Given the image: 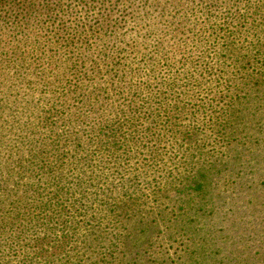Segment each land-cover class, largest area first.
I'll use <instances>...</instances> for the list:
<instances>
[{
  "label": "rangeland",
  "instance_id": "obj_1",
  "mask_svg": "<svg viewBox=\"0 0 264 264\" xmlns=\"http://www.w3.org/2000/svg\"><path fill=\"white\" fill-rule=\"evenodd\" d=\"M132 1L135 12L138 8L141 14L137 17L136 13L123 25V31L129 33L130 45L124 43L113 50L103 49L101 63L112 66L119 61L122 69L134 66L142 78L146 62L161 79L158 87L162 91L151 100L167 109L162 114L170 120L168 143L175 138V145L191 153H198L193 150H201L202 146L203 161L186 167L190 172L195 169L196 173L212 169L208 182L198 181L203 183L207 195L194 197L196 207L203 201L201 212L205 217L201 218V227L211 233V238H200L203 230L192 233L187 229L182 216L187 208L183 200L173 205L170 192L165 191L155 203L145 183L146 178L151 180L164 173L165 166H178L180 170L185 164L166 162L164 166L163 162L151 161L150 153L140 148L137 156L128 159L126 167H120L125 161L118 158L114 160L116 166L112 165L109 171L126 178L137 174L140 186L133 193L137 205L128 209L123 201L118 209L122 216L108 221L95 216L99 214L101 202L96 200L102 195L99 185L106 177L102 181L79 180L78 172L72 168L74 178L64 183L66 195L62 196V203L50 211L54 218L44 228L53 236L47 237L41 245L44 253L38 257L40 264H264V16L254 19L240 11H229L234 1L245 11L246 3L242 0H225L224 5H216L215 0ZM170 15H175L176 21L189 16L191 26L179 29L176 34L169 24ZM12 16L3 25L8 33L17 28L19 32L46 34L51 37V46L57 44V39L78 33L61 23L65 19L60 14L51 11ZM58 26H61V34L57 35ZM146 45H149L147 55L142 49ZM157 49L168 58L159 62V58H155ZM79 53L81 58L82 52ZM35 55L39 59L35 62L33 58L31 67L50 60L53 69L59 71L68 58L61 52L47 58L35 50ZM89 68L90 60L81 70ZM30 70L17 74L12 70L14 75L0 84V90L21 97L22 101H31L35 105L33 110L41 112L52 107L56 97L52 94L58 95L53 90L59 87H45L42 71ZM116 94L110 91L104 95L109 105L113 103V107L105 108L106 114L119 112L129 100L122 97L127 92ZM235 95L238 97L234 98L237 103L233 108L230 102ZM68 103L69 100L63 102L67 112L64 118H70L73 113ZM60 105L57 107L61 108ZM210 105V109L202 108ZM64 118L56 125V134H61ZM81 134L82 140L87 141L88 134L84 131ZM4 139L10 141L9 137ZM9 143L12 142L6 144ZM165 150L159 147V158H163ZM181 158L184 162L186 155ZM21 183L32 191L33 187L46 185V175L28 173ZM50 190L54 189L48 188L46 193ZM123 221L125 225L120 224ZM39 232L44 233L43 228L40 227ZM57 233L61 235L60 240ZM16 239L12 230L0 231L2 244L13 245ZM28 242H20L17 253L25 250L24 255H28V249L33 246ZM3 250L5 247L0 246V253Z\"/></svg>",
  "mask_w": 264,
  "mask_h": 264
},
{
  "label": "trees",
  "instance_id": "obj_2",
  "mask_svg": "<svg viewBox=\"0 0 264 264\" xmlns=\"http://www.w3.org/2000/svg\"><path fill=\"white\" fill-rule=\"evenodd\" d=\"M143 1L146 3L148 0ZM243 1L246 3L245 11L240 9L237 1L230 4L229 11H240L242 15H251L254 19L264 16V0ZM224 3L225 0H215L216 5ZM234 7L238 8L235 10ZM75 8L77 10H74ZM135 9L132 0H99L98 3L95 0H0V84L8 82V78L14 75L12 70L17 74L35 69L38 73L42 71L45 87H59L53 90L58 95L52 94L56 96L54 99L58 103L52 97V107L41 112L33 110L34 104L31 101H22L21 97L7 95L0 90V136L6 131L0 137V231L12 230L17 237L13 245L9 242L2 244L0 240V246L5 247L0 253V264H40L38 257L44 253L41 245L47 237L53 236L44 228L54 218H51L50 211L59 206L62 196L66 195L64 183L74 178L71 177L75 173L73 169L78 172L79 176H76L79 180L90 178L102 181L106 177V181L99 185L102 195L96 200H101L99 214H95L101 221L121 217L118 209L123 201L128 209L133 208V204L137 205L138 201H135L133 196L140 186L137 174L134 178H126L125 175L119 176L109 171L112 165L116 166L114 160L118 158H124L125 162H122L120 167H126L128 159L132 160L137 156L140 148L150 153L151 161L163 162L164 166L168 162L185 164L180 170L178 166H165L167 169L164 173L151 180L146 178L145 183L154 195L155 203L165 191L170 192V202L173 205L183 200L187 208L182 216L185 218L187 229L192 233H200L203 230L200 238H211V233L201 227V218L205 217L201 212L204 209L201 205L203 201L197 202L200 207H196L194 197L207 195L203 183L198 181L208 182L207 177L211 175L212 169L196 173L195 169L190 172L186 167L197 165L204 158L202 154L205 151L202 146L201 150H193L198 154L182 149L181 145H175V138L168 143L166 135L170 120L162 114L167 109L163 105H155L151 100L159 94L158 91H162L161 87H158L161 79L154 74V69L148 68L146 62L143 65L146 73L142 78L138 76L134 66L128 65L127 69H122L119 61L114 62L112 66L101 63L103 49L113 50L124 43L130 45L129 33L123 31V25L128 24L127 21L134 18L136 13L137 17L140 16L139 9L137 8L136 12ZM38 11L60 14L65 19L61 23L78 33L57 39V44L51 46L50 43L53 42L49 35L19 32L17 28L8 33L3 27L14 14H33ZM170 18L169 24L176 34L179 29L191 26L187 15L182 21H176L175 15H170ZM59 27L61 26H58V31L55 32L57 35L61 34ZM41 43L45 45L42 48L39 47ZM131 46L137 49L136 46ZM148 46H142L146 55ZM35 50L37 54L39 50V53L47 58L56 56L58 52L68 58L61 71L54 70L50 60L31 67L32 59L34 58L35 62L39 59ZM79 52H82L81 58ZM155 58H159L160 62V59L168 57L157 49ZM88 60L90 68L82 71L81 67ZM59 83L61 85H58ZM110 91H114L116 95L127 92V95L122 97L129 99L115 114L105 113V108L113 107V103L109 105L108 97L104 96ZM61 97L64 99L60 100ZM235 97L238 95L231 96L233 100L230 103L233 108L237 103ZM68 100L73 116L64 118L67 112L63 102L67 103ZM106 105L108 106L105 107ZM210 107L211 105L202 108ZM97 113L99 115H96ZM75 114L79 116L74 117ZM63 118L65 120L60 127L61 134H56V125ZM83 131L88 134L87 141L81 138ZM7 137L10 138L8 142L12 143L6 144L8 142L4 138ZM161 146L166 148L162 153L163 158L158 157ZM182 155H186L184 162L180 161ZM34 172L46 175V185L33 187L31 191L22 186L21 179ZM118 172L121 173L122 169ZM127 172L126 168V174ZM48 188L54 190L46 193ZM186 197L188 199L184 200ZM125 223L123 221L120 224ZM40 227L44 233L39 232ZM56 237L60 240L61 235L57 233ZM25 240L33 243L28 249V255H24L25 250L17 253L20 242ZM120 244L123 247L124 243Z\"/></svg>",
  "mask_w": 264,
  "mask_h": 264
}]
</instances>
